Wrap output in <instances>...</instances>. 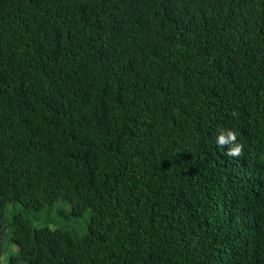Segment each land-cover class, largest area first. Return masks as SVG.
Here are the masks:
<instances>
[{"label":"trees","instance_id":"trees-1","mask_svg":"<svg viewBox=\"0 0 264 264\" xmlns=\"http://www.w3.org/2000/svg\"><path fill=\"white\" fill-rule=\"evenodd\" d=\"M2 231L4 264H264V0H0Z\"/></svg>","mask_w":264,"mask_h":264},{"label":"rangeland","instance_id":"rangeland-1","mask_svg":"<svg viewBox=\"0 0 264 264\" xmlns=\"http://www.w3.org/2000/svg\"><path fill=\"white\" fill-rule=\"evenodd\" d=\"M48 209H50V214L45 213ZM48 209L43 213V218L47 219L46 228L69 231L78 239L85 235L89 213H85L79 218L71 217V207L66 202H56ZM5 246L8 249L6 254L16 249L10 243H6Z\"/></svg>","mask_w":264,"mask_h":264},{"label":"clouds","instance_id":"clouds-1","mask_svg":"<svg viewBox=\"0 0 264 264\" xmlns=\"http://www.w3.org/2000/svg\"><path fill=\"white\" fill-rule=\"evenodd\" d=\"M215 143L218 147L230 145L228 148L226 155L236 157L241 154L242 151V145L239 143H236V135L232 131L227 132H221L217 135ZM0 264H4V261L2 258H0Z\"/></svg>","mask_w":264,"mask_h":264},{"label":"water","instance_id":"water-1","mask_svg":"<svg viewBox=\"0 0 264 264\" xmlns=\"http://www.w3.org/2000/svg\"><path fill=\"white\" fill-rule=\"evenodd\" d=\"M3 237H4V231H2V233H1V237H0V251H1V243H2V239H3Z\"/></svg>","mask_w":264,"mask_h":264}]
</instances>
